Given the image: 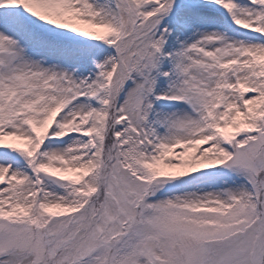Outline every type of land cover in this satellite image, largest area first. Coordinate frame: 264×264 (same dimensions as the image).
<instances>
[{
    "label": "snow or ice",
    "instance_id": "1",
    "mask_svg": "<svg viewBox=\"0 0 264 264\" xmlns=\"http://www.w3.org/2000/svg\"><path fill=\"white\" fill-rule=\"evenodd\" d=\"M0 264H264V0H0Z\"/></svg>",
    "mask_w": 264,
    "mask_h": 264
}]
</instances>
